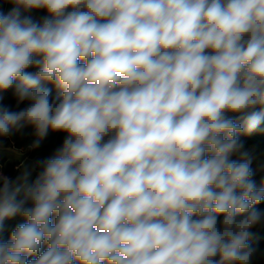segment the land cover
Here are the masks:
<instances>
[{
	"label": "clouds",
	"instance_id": "1",
	"mask_svg": "<svg viewBox=\"0 0 264 264\" xmlns=\"http://www.w3.org/2000/svg\"><path fill=\"white\" fill-rule=\"evenodd\" d=\"M4 2L0 93L30 104L0 105V138L66 136L34 182L0 177V232L25 220L0 264H251L264 0Z\"/></svg>",
	"mask_w": 264,
	"mask_h": 264
},
{
	"label": "trees",
	"instance_id": "2",
	"mask_svg": "<svg viewBox=\"0 0 264 264\" xmlns=\"http://www.w3.org/2000/svg\"><path fill=\"white\" fill-rule=\"evenodd\" d=\"M36 10L40 19L49 15L45 9ZM81 62L83 63V61ZM37 70L38 69L36 67H29L25 69V71L33 73ZM44 86L52 90L51 98H55L57 96V89L53 84L48 83ZM0 95L3 97V99L0 100V105L8 107L12 111H20L21 109L28 107L30 104V101L27 100L18 103L17 99L13 95L12 89L7 92L0 93ZM254 110L259 111L260 106H257ZM228 115L234 117L238 114L229 113ZM262 127H264V125H262ZM110 135H114V133ZM65 136L66 133L50 131L47 137L40 142L39 146L33 148L32 145L36 140V136L33 128L31 126H26L20 131H15L7 137L0 138V144H6L8 147H13L19 151L29 153L31 158L36 159V167L38 172H40L42 168L40 167L39 162L52 156L55 150L62 146ZM106 139H108V137H105V140ZM240 140L244 144V149L248 150L254 158L251 167L254 173L253 179L258 183L264 177V131L254 133L252 135H242ZM232 158L238 159V156H233ZM17 166L18 165L16 164H7L6 160L0 159V177L15 179L19 175L20 171V169H17ZM37 176L38 174L36 177ZM28 206L31 205L29 204ZM255 207L264 210V202H261ZM219 219H222V217ZM24 222L25 220L21 216L5 220L3 231L0 232V239L7 241L15 227ZM251 231L254 233L251 243L256 248V253L251 260V264H264V223L254 227ZM43 250L45 249L42 248L41 251Z\"/></svg>",
	"mask_w": 264,
	"mask_h": 264
},
{
	"label": "water",
	"instance_id": "3",
	"mask_svg": "<svg viewBox=\"0 0 264 264\" xmlns=\"http://www.w3.org/2000/svg\"><path fill=\"white\" fill-rule=\"evenodd\" d=\"M10 10L11 9L8 8L7 3L4 2V3L0 4V11L7 13ZM66 11H71V9H68ZM29 13H30V16L36 22H38V23L43 22V19H40L38 17V13H37L36 9L30 10ZM0 159L6 160L7 164H16L20 167H23V171L25 169L29 170L31 172V176L29 178V183L33 182L36 175L39 174L37 167H36V159L31 158V155L29 153L19 151L13 147H8L6 144H0ZM19 175H20V173H19ZM260 181L257 183L258 186L260 184Z\"/></svg>",
	"mask_w": 264,
	"mask_h": 264
},
{
	"label": "built area",
	"instance_id": "4",
	"mask_svg": "<svg viewBox=\"0 0 264 264\" xmlns=\"http://www.w3.org/2000/svg\"><path fill=\"white\" fill-rule=\"evenodd\" d=\"M1 3H4V0H0V4ZM24 15H30V13L29 12H25V13H23ZM17 169H20V166H17Z\"/></svg>",
	"mask_w": 264,
	"mask_h": 264
},
{
	"label": "crops",
	"instance_id": "5",
	"mask_svg": "<svg viewBox=\"0 0 264 264\" xmlns=\"http://www.w3.org/2000/svg\"><path fill=\"white\" fill-rule=\"evenodd\" d=\"M7 6L9 9H11L13 7V5L11 3H7Z\"/></svg>",
	"mask_w": 264,
	"mask_h": 264
},
{
	"label": "rangeland",
	"instance_id": "6",
	"mask_svg": "<svg viewBox=\"0 0 264 264\" xmlns=\"http://www.w3.org/2000/svg\"><path fill=\"white\" fill-rule=\"evenodd\" d=\"M23 171V167H20V171H19V173H21Z\"/></svg>",
	"mask_w": 264,
	"mask_h": 264
}]
</instances>
